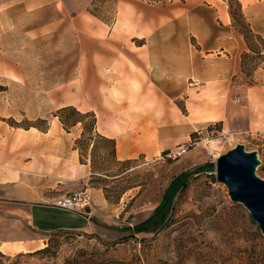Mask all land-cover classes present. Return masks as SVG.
Returning <instances> with one entry per match:
<instances>
[{
    "label": "rangeland",
    "instance_id": "374dc122",
    "mask_svg": "<svg viewBox=\"0 0 264 264\" xmlns=\"http://www.w3.org/2000/svg\"><path fill=\"white\" fill-rule=\"evenodd\" d=\"M227 2L237 13V3ZM117 3L118 0H97L90 9L96 19L63 20L56 30L39 36L28 30L49 19L53 10L25 13L12 29L0 35V66L2 59L9 58L23 75L20 82L0 76L4 87L0 91V128L6 131L0 141L13 154H28L33 159L26 168L29 174L35 173L38 148L44 161L45 194L67 195L86 190L90 195V205L81 210V214L93 218L90 230L38 233L42 247L50 242L58 261L88 246L120 261H133L139 254L142 264H264V236L258 225L241 203L230 200L225 185L216 179L218 156L236 144L256 152L260 163L255 173L264 179V127H248L241 99L235 101L234 118L198 124L185 141L148 158L120 160L106 156L108 144L94 135L89 143L93 142L95 149L91 150L92 144L83 149L81 162L75 143L81 136L80 124L67 132L54 123L55 110L68 105L81 112L92 111L97 119L94 110L101 107L96 103L120 98L127 91L118 88L117 82L126 78L115 64V56H122L129 48L122 47V41L113 39V35L102 39L107 42L105 61L94 77L88 76V82L97 87H85L84 77L78 79L79 57H84L83 39L93 36L91 30L86 31L84 22L89 25L101 21L111 26L116 19ZM172 6L167 3V9ZM235 17L240 28H244V21L238 15ZM249 39L253 50L263 48L259 39L252 36ZM262 54L249 53L245 58L243 84L257 82L253 73L263 64ZM174 91L178 90H171ZM242 92L243 89H237L236 97ZM185 101V95H179L171 99L167 108L178 107L184 114H196L202 107L187 105ZM103 106L113 107L108 103ZM124 107L131 106L114 110L112 119L98 113L99 134L136 131L127 115H118ZM29 125L42 130L34 127L30 133L24 132ZM49 127L51 133H43ZM77 161L86 165V171L77 173ZM56 176L70 179L59 183ZM19 222L17 218L0 215V241L13 237L21 226ZM76 233L80 235L74 236ZM27 252L31 251L22 253ZM18 253L6 255L0 251V261L9 264L7 257L12 259ZM42 262L38 256L24 255L17 264Z\"/></svg>",
    "mask_w": 264,
    "mask_h": 264
},
{
    "label": "crops",
    "instance_id": "0c3cea01",
    "mask_svg": "<svg viewBox=\"0 0 264 264\" xmlns=\"http://www.w3.org/2000/svg\"><path fill=\"white\" fill-rule=\"evenodd\" d=\"M227 1L172 0L168 3L173 6L167 9V3L156 5L143 0H118L116 19L111 26L101 21L89 25L84 22L86 31L91 30L93 35L83 39L84 57H79L77 66L78 79L84 77L85 87H97L88 82V76L94 77L105 61L104 44L107 42L103 38L113 35V39L122 41V47L129 48L121 52V58L115 56V64L126 78L117 82L118 88L127 91L120 98L101 100L96 103L101 108L94 110L97 124L98 113L112 119L114 110L131 106L124 107L118 115H127L136 131L122 134L113 129L105 134L115 140L117 159L153 157L159 151L185 141L198 124L234 118L232 114L238 99L245 106L243 112L248 127H264V59L262 66L253 73L257 82L243 84L242 55L250 49L231 17ZM237 1L250 29L264 41V0ZM96 2L0 0V35L12 29L20 15L44 9H51L54 14L30 28L28 33L34 36L47 34L56 30L63 20L96 19L89 11ZM121 29L127 31L117 32ZM127 41L129 44L124 45ZM0 76L18 82L23 78L20 69L6 57L2 59ZM237 89H243L238 97ZM179 95H185L187 105L202 107L196 114H184L178 107L167 108L171 99ZM105 103L113 107H104ZM55 118L54 123L61 126ZM31 129L35 128L24 129V132L30 133ZM0 131L3 137L6 131L3 128ZM51 131L49 127L43 133L50 134ZM39 152L37 148L35 173L29 174L26 168L33 159H29L28 154H13L11 148L0 141V209H3L0 215L17 218L21 223L13 237L0 241V251L6 255L42 247L44 244L36 236L38 233L58 229L89 231L92 226L90 216L55 205L61 194H45L44 161ZM76 170L82 173L86 171V165L77 161ZM56 177L59 183L70 179Z\"/></svg>",
    "mask_w": 264,
    "mask_h": 264
},
{
    "label": "trees",
    "instance_id": "16d2710c",
    "mask_svg": "<svg viewBox=\"0 0 264 264\" xmlns=\"http://www.w3.org/2000/svg\"><path fill=\"white\" fill-rule=\"evenodd\" d=\"M145 1L150 4L163 5L172 0H145ZM234 1L237 3L238 10L237 13L233 11L232 5L229 2L230 14L233 20L236 21L235 16L238 15V17H240L244 21L245 23L244 28H240L239 23H237V21H236V26L239 29V31L243 34L250 49V52H244L242 55V68L243 71H245L244 60L249 55V53H257L263 55L262 53L264 51V46L261 50H257V51L253 50L249 36L259 39L261 42H263V45H264V41L250 29L249 25L246 23L243 17L239 2L237 0ZM3 89H4L3 85L0 84V91H2ZM53 116L58 118L63 129L67 132L71 128L75 127L77 124H80L82 130L81 136L75 140V143H76V148L79 149V160L81 162H82L81 156L83 155L81 151H83V149L87 148V146H89L90 144H92L91 150L95 149L94 143L93 142L89 143V140H91L92 136L94 135L100 137L105 143L108 144V148H106L107 150L105 152V155L115 157V140L113 138H109L99 134L96 128L97 119L94 112L92 111L81 112L75 106L68 105V106H62L57 110H55ZM15 126L21 127L20 125H15ZM30 127H36L42 130L40 127L36 125H29L24 128L28 129ZM52 232H54L52 234L69 233L65 231V229H58ZM45 233H51V232H45ZM78 235H80V233H76L74 236H78ZM97 239L101 244H104L101 238H97ZM51 247L52 246L49 242L46 244V246L39 248L37 250L27 253L20 252L12 259L8 256L7 260L10 261L9 264H17L19 262V259L25 255L28 257L38 256L39 260L43 259V262L41 264H142L143 263V259L139 254L135 256L134 258L135 260L133 259V261H129V262L120 261L105 257V255L101 253L97 247L89 248L88 246H82L81 248L72 251L70 255L63 257L61 260L58 261L56 257L53 256V253L51 252ZM0 264H3V262L0 261Z\"/></svg>",
    "mask_w": 264,
    "mask_h": 264
},
{
    "label": "water",
    "instance_id": "95a60500",
    "mask_svg": "<svg viewBox=\"0 0 264 264\" xmlns=\"http://www.w3.org/2000/svg\"><path fill=\"white\" fill-rule=\"evenodd\" d=\"M259 159L255 151L236 144L216 160V179L223 183L232 202L241 203L264 236V179L255 173Z\"/></svg>",
    "mask_w": 264,
    "mask_h": 264
},
{
    "label": "built area",
    "instance_id": "2783aa9c",
    "mask_svg": "<svg viewBox=\"0 0 264 264\" xmlns=\"http://www.w3.org/2000/svg\"><path fill=\"white\" fill-rule=\"evenodd\" d=\"M55 205L68 211L81 213L82 209L90 205V195L86 190L72 192L62 195Z\"/></svg>",
    "mask_w": 264,
    "mask_h": 264
}]
</instances>
